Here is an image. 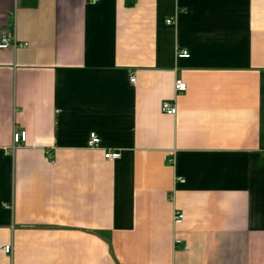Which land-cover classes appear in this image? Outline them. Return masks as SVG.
I'll return each instance as SVG.
<instances>
[{
	"label": "crops",
	"instance_id": "1",
	"mask_svg": "<svg viewBox=\"0 0 264 264\" xmlns=\"http://www.w3.org/2000/svg\"><path fill=\"white\" fill-rule=\"evenodd\" d=\"M4 33L0 264H264V0H0Z\"/></svg>",
	"mask_w": 264,
	"mask_h": 264
},
{
	"label": "built area",
	"instance_id": "2",
	"mask_svg": "<svg viewBox=\"0 0 264 264\" xmlns=\"http://www.w3.org/2000/svg\"><path fill=\"white\" fill-rule=\"evenodd\" d=\"M90 1H98V0H90ZM173 19H168V22H172ZM21 45H28V43H20L18 41V39L16 37H11L9 35H7L6 33H4L0 39V49H4V48H9V47H13V48H17L18 46ZM178 55L181 57H188L189 51L186 49H182L178 52ZM132 82H135V77L132 76L130 79ZM175 89L176 91L180 92V91H184L186 90V83L180 79H178L175 83ZM162 111L165 112L166 114L169 115H174L176 113V106L174 104L173 101H164L162 103ZM26 140V132L24 130H15L14 132V146L16 145H20L22 144L24 141ZM100 144V137L97 133L92 132L90 135V139L88 141V145L90 147H98ZM121 154H120V150L118 149H109L107 151H105V158L109 159V160H114V159H118L120 158ZM184 218V214L180 211H175L174 213V223H180L182 221V219ZM182 243L181 240H176V244H180ZM185 248L188 249V245H185ZM4 250L6 253L10 254L12 253V245L11 244H7L4 247Z\"/></svg>",
	"mask_w": 264,
	"mask_h": 264
},
{
	"label": "trees",
	"instance_id": "3",
	"mask_svg": "<svg viewBox=\"0 0 264 264\" xmlns=\"http://www.w3.org/2000/svg\"><path fill=\"white\" fill-rule=\"evenodd\" d=\"M21 4L28 7H34L37 5L38 0H20ZM128 3H133V0H128Z\"/></svg>",
	"mask_w": 264,
	"mask_h": 264
}]
</instances>
